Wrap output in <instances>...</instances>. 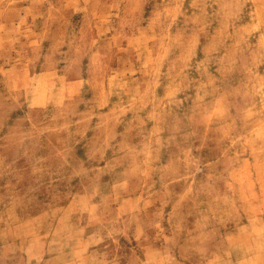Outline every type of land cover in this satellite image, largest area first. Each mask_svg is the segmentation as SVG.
I'll list each match as a JSON object with an SVG mask.
<instances>
[{
  "label": "clouds",
  "instance_id": "clouds-1",
  "mask_svg": "<svg viewBox=\"0 0 264 264\" xmlns=\"http://www.w3.org/2000/svg\"><path fill=\"white\" fill-rule=\"evenodd\" d=\"M0 264H264V0H0Z\"/></svg>",
  "mask_w": 264,
  "mask_h": 264
}]
</instances>
